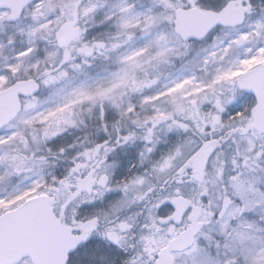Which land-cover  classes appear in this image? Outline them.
Returning a JSON list of instances; mask_svg holds the SVG:
<instances>
[{"label":"snow or ice","instance_id":"snow-or-ice-1","mask_svg":"<svg viewBox=\"0 0 264 264\" xmlns=\"http://www.w3.org/2000/svg\"><path fill=\"white\" fill-rule=\"evenodd\" d=\"M0 264H264V0H0Z\"/></svg>","mask_w":264,"mask_h":264}]
</instances>
